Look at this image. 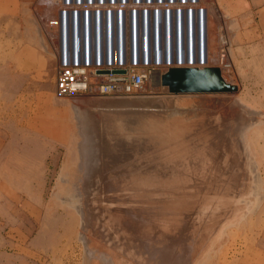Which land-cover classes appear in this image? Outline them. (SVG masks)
Listing matches in <instances>:
<instances>
[{"label":"rangeland","instance_id":"rangeland-1","mask_svg":"<svg viewBox=\"0 0 264 264\" xmlns=\"http://www.w3.org/2000/svg\"><path fill=\"white\" fill-rule=\"evenodd\" d=\"M44 1L0 0V264H104L100 258L91 259L83 251V243L78 240L79 214L54 198L63 170H72L79 159L71 108L77 100L57 93L58 65L54 56L57 47L53 37L44 32L40 35L36 30L37 26L52 32L57 30L56 25H50L48 21L45 25L43 18V21L39 18L47 9ZM204 2L207 6L208 0ZM215 3L222 11L224 23L230 26L229 22L234 20L232 24H235L228 36L229 45H232L228 48L233 56L229 50L227 53L232 65L223 70L237 87L229 94L251 107V111L264 114V0L239 3L234 0L228 4V9H222L221 0ZM38 38L43 39L40 44L44 46L39 45ZM157 73L161 74L160 71ZM147 85L145 94L139 96L156 98V105L148 107L154 113L204 107L201 104L186 105L183 100L190 94L169 92L167 85L156 83L154 78ZM212 99L208 96L206 102L216 103ZM224 106L223 109L228 108V114L234 115L229 105L224 103ZM180 139L174 138V142L169 143L175 144ZM251 139L258 146L264 194V126L261 132L252 131ZM143 153L146 156L150 152L144 150ZM219 173L217 178L207 176L202 182L190 180L184 184L147 187L142 192L148 196L154 191L150 196L156 203L146 204L149 197L142 196L138 204L144 210L145 218H141L136 226L128 225L135 229L137 225L148 226L153 220L176 232L178 220L186 219L190 227L192 222H197L201 206L219 198L217 212L221 217L227 214L220 224L225 221L226 226L210 255L207 259L204 257L206 262L210 258L205 264H264V198L256 209L250 207L253 213L250 210L243 220L236 223L232 217L228 222L233 209L230 207L238 195L237 184L241 183L240 172L224 168ZM121 218L125 221L124 216ZM132 219L128 221L132 222ZM205 226L216 227V224L206 220ZM97 228L95 234L88 233V237L95 249L103 250L112 258L113 264H158L157 258H143L137 262L99 240ZM201 238L200 234L196 236L197 240ZM152 241L148 239L151 247L155 246ZM190 249H194L191 244ZM177 254L180 257V253ZM189 255L192 258L191 253ZM169 261L168 264H191V259L187 261L182 257Z\"/></svg>","mask_w":264,"mask_h":264},{"label":"bare ground","instance_id":"bare-ground-1","mask_svg":"<svg viewBox=\"0 0 264 264\" xmlns=\"http://www.w3.org/2000/svg\"><path fill=\"white\" fill-rule=\"evenodd\" d=\"M92 1L89 5L96 2L100 3L98 0ZM178 1L181 2L183 0ZM201 1L205 4L204 11L207 13L208 20V59L212 64H215L209 67H219L223 80L233 85L228 75L223 71V66L228 68L232 65L231 59H229L231 57L228 56L230 54L227 53L224 58V54H219L218 49L226 44L225 51L228 52L229 50V53L232 52L231 48H228V46H232L229 45L228 36L230 30L232 31V25H235L232 24L234 20L229 22L230 26L224 23L222 11L216 6V0H208L207 6L204 2L205 0ZM44 2H46L47 9L45 13L44 11L43 13L41 12L39 18L42 17L46 25L48 19H54L57 16L60 23V40L63 29L69 28L67 31L70 33L72 42V29L75 28V23L68 20L67 27L64 15L67 14L72 17L74 13L78 12L81 14V20H83L85 10L81 5L89 1L45 0ZM72 3H74V6L79 7H72L70 5ZM60 6L62 7L61 9L59 8ZM58 8L60 11H57L59 10ZM90 8H93L94 12L96 11L94 7L91 6ZM140 8L146 9L144 6ZM177 8L178 5H172L161 10L163 13L161 20L163 43L161 45L162 51L159 49L158 53L155 51V42H153L157 34L154 10L151 12L150 31L152 32L153 38L151 40L153 44H151L153 46L151 47V44L149 46L150 52L147 53V59L150 58L153 61L155 57H162L164 61L168 58V60L172 59L175 63L180 60L178 58L177 42H175L177 33L181 30L178 27V23L174 22L172 31H170V34L173 33L174 46H169L167 38L165 40L168 27L165 24L166 17L164 13L169 12V14H174L175 16L177 11H181ZM144 9L138 10L139 12L131 8H119L114 11L115 16L119 17L123 24L122 34L120 33V35L124 36L125 32L131 50L133 49V29L135 27L140 33V38L137 39V42L142 36L141 30L143 25H145L143 15L147 16L148 14V11H144ZM191 9L187 7L184 11L188 12L190 10L193 12ZM101 11L106 12V10ZM145 12L147 13L144 14ZM186 12L185 14H187ZM136 14L140 15V19H137L139 25L135 21ZM41 20L39 21L41 22ZM94 20L93 16V23ZM135 23L137 26H135ZM37 27L38 34L41 35L44 32L50 38L53 37L52 40L57 37L56 31L52 32L45 27L40 29ZM101 30L105 40L106 27ZM94 31L95 28L93 33ZM200 31H202V28L198 24L197 34ZM204 32H206V20ZM42 41L39 39V45L42 44H40ZM140 42L138 43L141 46L140 51L143 57L142 48L145 47ZM54 43L56 47L60 45L57 40ZM144 43L146 44V42ZM232 54L231 56H233ZM181 58H183L184 62H189L190 56L186 54L181 56ZM198 58L199 54H197L196 61ZM161 74L156 73L155 76H152V79L154 78L156 83H161ZM165 90H167L166 87ZM234 91L236 90L219 91L218 93H187L190 95L183 100L186 105L201 104L204 107H198V109L189 108V110L171 109L164 114L160 112L154 113L148 108L151 105H156L158 101L152 96H139L145 93L134 95V98L132 96H117L116 98L74 99L77 101L71 104V108L78 137L76 150L79 152V159L72 170H63L60 181H58L56 186L57 192L54 194V198H57L63 205L74 209L79 214L78 240L83 243V251L86 256L91 259L95 258V260L98 257L104 264H113L112 258L103 250L95 249L91 239L88 237V233L93 236L96 232L95 228L98 227L99 240L114 248H118L134 260L136 259L137 262H141L143 258H157L158 264H168L171 258L176 260L181 257L187 261L191 259V264H205L210 261L209 258L206 262L204 257L208 254L210 255L216 242L218 243V238L224 232L223 227L226 226L225 221L220 224L227 214L222 216V218L221 214H219L220 212H217V208L220 206L219 198L215 197L217 200H212L208 204L201 206L198 210L197 222H192V225L195 226L194 228H191L192 225L188 227L186 219H180L177 221L179 229L176 232H173L170 228L166 229L161 224H156L153 220L148 226L137 225V228L132 229L129 225L136 226L135 224L141 218H145V212H142L144 210L140 208L138 203L142 200L141 197L146 195L142 191L147 187H156L159 184L174 185L179 182L184 184L190 180L202 182L205 177L217 178L222 169L230 168L231 170L237 169L240 172L241 183L237 184L238 195L234 197V204L230 207V209H233L228 222H231L232 217L236 223L240 222L251 210L250 207L256 209L259 205L258 203L263 202L264 194L261 188L262 183L258 166V146L251 139V132L254 130H260L261 132V128L264 126V114L258 111H251V107L248 108V105L242 104L235 95H230ZM208 96H212V100L216 103L208 104L206 102V97ZM224 103L234 110V115L228 114V108L223 109L225 107ZM178 137L181 139L170 145L169 142H174L172 140ZM144 150H149V154L153 155L147 153L145 156ZM126 153H128V157L124 159L123 157ZM149 159L151 160L149 161ZM153 192L145 196L149 197L148 201H145L146 204L147 202L149 204L156 203L153 198L151 200L150 195ZM122 216H124L125 221L122 220ZM128 219H132V222H129ZM206 220H212L216 227H206ZM199 234L203 238L197 240L196 236ZM148 239L151 241L154 239L152 242H154L155 246H149ZM190 244L192 248L194 247L193 250H189ZM188 252L191 253L192 258H190ZM177 253H180V257Z\"/></svg>","mask_w":264,"mask_h":264},{"label":"built area","instance_id":"built-area-1","mask_svg":"<svg viewBox=\"0 0 264 264\" xmlns=\"http://www.w3.org/2000/svg\"><path fill=\"white\" fill-rule=\"evenodd\" d=\"M67 1L69 2L70 0ZM88 1V3H83L81 5L85 10L83 20H81V14L78 12L74 13L72 17L67 14L64 15L67 27L68 20L75 23V28L72 30V42L70 33L67 31L69 28L66 30L63 29L61 34L62 38L60 40V23L57 16L54 19H48L50 25L57 26V37L54 41L57 40L60 44L59 48L57 46V50L54 52L56 65H58L56 87L57 93L60 96L72 99L134 96L143 94L146 91L147 84H150L152 76L158 71L162 73L176 66L208 67L215 65L208 59V20L207 13L204 11L205 4L201 0H183L181 2L178 0H98L100 3L96 2L91 5H89V3L93 1ZM70 5L72 7H79L74 6V3ZM172 5H178L177 9L181 11H177L175 16L174 14H169V12L164 13L166 17L165 24L168 27L165 40L167 38L169 46L171 45L172 47L175 42H177V50L179 51L178 56L181 57L188 54L191 59L189 58V62H184L183 58H181L176 63L172 59L168 60V58L164 61L162 57H155L153 61L150 58L147 59V53L150 52L151 12L154 10V21H156L155 30L157 34L153 42H155V51L158 53L159 49L162 51L161 45L163 43V28L161 21L163 13L161 10L164 7ZM91 6L94 7L96 10L95 12L93 8H90ZM142 6L146 9L140 8ZM187 7L192 8L191 10H193V12L190 10H188V12L184 11ZM119 8H131L137 11L144 9V11H148L147 16L143 15L145 25L142 27V36L138 41L142 42L143 38L142 43L143 47H145L142 48L143 57L140 51L141 46H139L137 42V39L140 38L138 30V35L137 31L135 34L132 50L130 49V43L126 38L125 32L124 36L120 35L123 24L119 17L117 18L114 14L115 9ZM100 9L106 10V12H102ZM185 12L187 14H185ZM146 13L147 12L144 14ZM93 16L95 18V24L93 23ZM137 19H140L139 14H136L135 20L139 25ZM204 19L206 20V32H204ZM174 22L178 23V27L181 29L177 33L175 42L173 41V33L170 34ZM137 24L135 23V26H137ZM198 24H200L202 31L197 34ZM103 27H106L105 40L101 30ZM84 28L86 29V36L83 40ZM94 28L95 34L93 33ZM135 28L137 29V27ZM144 42H146V44ZM225 48L226 44L218 49V53L221 55L224 54V58L227 55ZM197 54H199V58L196 61ZM224 68L228 70L227 67L223 66V70Z\"/></svg>","mask_w":264,"mask_h":264},{"label":"water","instance_id":"water-1","mask_svg":"<svg viewBox=\"0 0 264 264\" xmlns=\"http://www.w3.org/2000/svg\"><path fill=\"white\" fill-rule=\"evenodd\" d=\"M84 14V13H83ZM134 23V22H133ZM73 30V29H72ZM136 28L133 29L135 38ZM86 36V29H83V40ZM143 42V38H142ZM134 45V43H133ZM181 59L180 56H178ZM161 84L167 85L169 92L185 93H218L219 91L237 90L236 85L226 83L220 73L219 67H191L176 66L169 68L161 74Z\"/></svg>","mask_w":264,"mask_h":264},{"label":"crops","instance_id":"crops-1","mask_svg":"<svg viewBox=\"0 0 264 264\" xmlns=\"http://www.w3.org/2000/svg\"><path fill=\"white\" fill-rule=\"evenodd\" d=\"M234 0H221V7H222V9H224V8H226V9H228V4L229 3H231V2H233ZM236 1V3H239V2H241V1H243V0H235ZM239 20V25H240V19H238Z\"/></svg>","mask_w":264,"mask_h":264},{"label":"flooded vegetation","instance_id":"flooded-vegetation-1","mask_svg":"<svg viewBox=\"0 0 264 264\" xmlns=\"http://www.w3.org/2000/svg\"><path fill=\"white\" fill-rule=\"evenodd\" d=\"M140 28H141V26H140ZM152 38H153V37H152V32H151V37H150V41H149L150 43H149V45H150L151 43L153 44V42H152V40H151ZM152 44H151V47L153 46Z\"/></svg>","mask_w":264,"mask_h":264}]
</instances>
